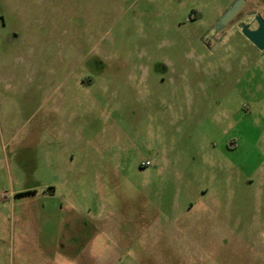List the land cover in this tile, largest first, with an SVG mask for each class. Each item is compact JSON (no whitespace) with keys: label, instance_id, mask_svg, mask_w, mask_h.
Wrapping results in <instances>:
<instances>
[{"label":"rangeland","instance_id":"374dc122","mask_svg":"<svg viewBox=\"0 0 264 264\" xmlns=\"http://www.w3.org/2000/svg\"><path fill=\"white\" fill-rule=\"evenodd\" d=\"M231 1L0 0V264H264V49L200 41Z\"/></svg>","mask_w":264,"mask_h":264},{"label":"flooded vegetation","instance_id":"af4514ba","mask_svg":"<svg viewBox=\"0 0 264 264\" xmlns=\"http://www.w3.org/2000/svg\"><path fill=\"white\" fill-rule=\"evenodd\" d=\"M231 1L229 5L219 13L214 20L202 31L200 35L201 45L208 55L218 53L222 48L228 46V42L231 37L236 36L237 39H247L241 34L239 25L248 26L249 30L257 28L256 17L259 16L264 21V0H243L240 9L235 16L224 26V28L217 34H215L212 26L215 21L222 15V13L234 2ZM250 45H237L232 43L229 45L227 52L229 54L233 52L241 51L243 46H251L257 49L254 45L248 42ZM240 53V52H239Z\"/></svg>","mask_w":264,"mask_h":264},{"label":"water","instance_id":"95a60500","mask_svg":"<svg viewBox=\"0 0 264 264\" xmlns=\"http://www.w3.org/2000/svg\"><path fill=\"white\" fill-rule=\"evenodd\" d=\"M243 0H235L223 13L222 15L215 21L212 29L215 34L219 33L224 26L235 16V14L240 9ZM257 28L254 30H249L248 26L239 25V29L241 34L254 45L258 50L264 49V21L257 16Z\"/></svg>","mask_w":264,"mask_h":264},{"label":"built area","instance_id":"2783aa9c","mask_svg":"<svg viewBox=\"0 0 264 264\" xmlns=\"http://www.w3.org/2000/svg\"><path fill=\"white\" fill-rule=\"evenodd\" d=\"M147 164H145L144 166H146Z\"/></svg>","mask_w":264,"mask_h":264}]
</instances>
